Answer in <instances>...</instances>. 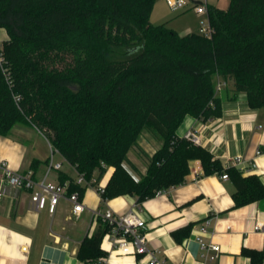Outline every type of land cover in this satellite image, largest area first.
<instances>
[{
	"label": "trees",
	"instance_id": "1",
	"mask_svg": "<svg viewBox=\"0 0 264 264\" xmlns=\"http://www.w3.org/2000/svg\"><path fill=\"white\" fill-rule=\"evenodd\" d=\"M155 0H0V136L33 127L97 188L114 173L103 201L130 195L138 204L182 185L190 163L204 175L228 174L235 206L264 199L258 176L223 167L209 151L177 134L186 117L209 119L219 105V81H232L252 108L264 109V0H231L208 8L214 32L181 36L153 25ZM17 98L19 101H17ZM144 132L161 148L152 156L139 144ZM136 152L147 161L139 174ZM126 166L137 173L136 179ZM69 192L84 196L66 175ZM108 227L101 222L80 246L93 263Z\"/></svg>",
	"mask_w": 264,
	"mask_h": 264
},
{
	"label": "crops",
	"instance_id": "2",
	"mask_svg": "<svg viewBox=\"0 0 264 264\" xmlns=\"http://www.w3.org/2000/svg\"><path fill=\"white\" fill-rule=\"evenodd\" d=\"M204 2L208 8L225 10L228 1L193 0L184 8L193 14L186 11L172 28L164 25L181 36L199 34V16L194 14L193 7ZM153 20L155 24L162 22L155 14L151 16ZM3 31L6 37L2 43L8 40L5 29H0V34ZM219 84L222 85L217 92L219 105L216 115L203 121L207 129L202 134L201 147L223 167L234 166L245 177L258 176L264 185V109L252 108L245 92L235 94L232 81L220 80ZM201 123L199 119L186 117L178 136L182 138ZM144 135L150 151L142 142L139 144L152 156L161 145L149 134ZM51 149L49 141L33 127L16 126L9 136H0V161L16 172L32 170L38 181L47 175ZM129 155L130 162L146 174L147 167L142 169V163ZM54 162L62 168L52 170L47 182L59 184L61 175L75 182L78 172L74 167L61 155L58 161L54 155ZM114 170L108 169L98 187L106 188ZM235 190L230 179L223 180L219 174L206 176L201 162L192 161L185 183L139 204L141 212L134 208L138 203L130 195L104 202L96 188H87L83 196L85 210L74 219L72 205L65 199L60 200L53 216L47 209L36 211L31 192L9 185L0 170V264H106L102 250L105 256L93 263L82 262L77 256L84 240L101 226L93 212L106 209L118 214L137 211L148 223L150 248L166 264H264V233L255 230L257 223H264V199L236 207ZM200 238L220 246L216 260L205 261ZM145 262L144 257H114L110 264Z\"/></svg>",
	"mask_w": 264,
	"mask_h": 264
},
{
	"label": "built area",
	"instance_id": "3",
	"mask_svg": "<svg viewBox=\"0 0 264 264\" xmlns=\"http://www.w3.org/2000/svg\"><path fill=\"white\" fill-rule=\"evenodd\" d=\"M189 0H169L170 6L173 8L184 9ZM193 10L195 13L203 15L208 14V5L206 2L200 5H194ZM213 28L209 20L208 24H202L199 34L211 38L213 35ZM222 87L218 85L217 91ZM17 101L19 99L17 98ZM202 123L198 128L188 130L183 139L190 142L195 146H202V134L207 129V125L203 119H199ZM58 152L51 149V156L49 159V168L46 177L38 181L32 170L26 172H16L8 167L5 161H0V170L3 173L4 180L11 186L19 189H24L31 192L32 205L36 211L47 209L50 215L56 213L57 206L61 199L67 200L72 205V217L78 218L85 210L83 197L79 192H69V182L54 184L47 182L46 178L52 170H60L62 165L54 162V155ZM230 167L226 166L225 168ZM223 180H229L228 174L221 175ZM76 185L93 188L96 180L93 178L88 181L83 175L78 174L75 180ZM98 194L102 198L105 188H96ZM159 192L157 195H160ZM103 200V199H102ZM105 202V201H104ZM138 212H141V207L136 204L134 207ZM134 209L125 214H118L112 209L97 210L93 212V217L100 220L108 227V232L104 235L100 248L106 254V264H110L114 257H144L146 262L144 264H166L164 260L156 256L154 249L149 246L148 230L149 226L147 221L142 218ZM255 230L264 233V223H257ZM203 258L205 261L216 260L220 253L221 248L216 244H208L202 238L199 240ZM213 254H209V253Z\"/></svg>",
	"mask_w": 264,
	"mask_h": 264
},
{
	"label": "rangeland",
	"instance_id": "4",
	"mask_svg": "<svg viewBox=\"0 0 264 264\" xmlns=\"http://www.w3.org/2000/svg\"><path fill=\"white\" fill-rule=\"evenodd\" d=\"M192 1L193 0H189L188 3L190 4V3H192ZM227 1H228L227 4H226L227 6H225V8H224L225 10H227L229 8V6H230V0H227ZM186 11L188 13L189 12H192V11H189L188 9L179 10L178 8L171 7L170 6V3H169V0H155V5H154V8H153L152 14H155V18L160 19V21H162L161 22L162 24H167L169 27L172 28L173 26H175L181 20L182 15H184V14L187 13ZM152 14H151V16H152ZM192 14H193V12H192ZM194 14L197 15V16H199V31H200V28H201L203 22L206 23V24H208L207 14H203V15H200V14H197V13H194ZM155 22H156V20H153V22L151 21V23L154 24V25L161 24L160 22L158 24H155ZM5 37H6V33H5V31H3L2 35L0 34V44H2V41H3V39ZM144 134H149V133L144 132L142 134L139 142H142L143 146L150 151L149 142L146 140ZM129 154L131 155V158L133 160H135L134 157H136L142 163V165H140V167L142 169L144 167H147V161H146V158H144V156L139 155L138 153H136L134 151L130 152ZM59 155L60 154H58L57 152L55 153V160L56 161L59 160ZM64 167H65V165H64ZM126 168L132 174V176H134L136 179H139V176L134 171H132L131 169H129L128 166H126ZM138 172L142 176L145 175V174H142L139 170H138Z\"/></svg>",
	"mask_w": 264,
	"mask_h": 264
}]
</instances>
